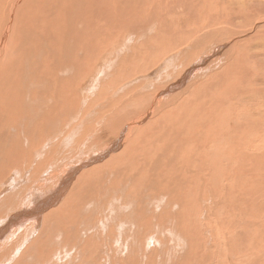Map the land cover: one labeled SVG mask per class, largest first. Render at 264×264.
<instances>
[{"label":"rangeland","instance_id":"rangeland-1","mask_svg":"<svg viewBox=\"0 0 264 264\" xmlns=\"http://www.w3.org/2000/svg\"><path fill=\"white\" fill-rule=\"evenodd\" d=\"M101 1L51 0L48 3L43 0V3L46 2L49 5L44 9L53 11L52 13L49 10L51 11L48 13L49 16L44 14L46 17H44L43 25L47 23L48 25L34 41L22 42L16 46V49L20 46L26 48V55H28L26 62L24 59L17 58L14 42L8 45L9 54L7 60L5 59V66L15 58L16 61L13 63L20 62L23 66L21 72L16 73L20 79L17 82L19 86L11 80L0 83L2 87L0 89V119H3L0 123V190L6 193L5 207L0 209V229L1 221L3 226L7 222L8 208L16 212L9 203V198L15 199V195L9 186H5L7 181L3 179L8 166L14 167L15 171L20 173V176L12 183L23 198L21 202L16 203V208L20 207L22 212L21 222L17 224L19 226L15 225V228L9 231L10 235L0 242V264H227L223 260L221 263L211 259L201 261L199 258L196 259L197 252L204 253L208 249L213 252L218 251L220 238H224L223 232L238 233L249 239H257L260 235H264V211L260 214V220L253 221L250 218L259 215L257 209H253L251 214L244 216L233 207L234 204L242 205L243 203L242 200H235V198L238 199L236 189L249 192L252 189L249 185H253L256 193L255 203L264 209V148H252L251 154L250 150L245 149L244 154L249 152L252 155L256 151L247 163L251 169L257 165L258 170L241 174L236 173L235 167L230 171V161H227L229 160L227 156L212 150L214 142L217 143L218 149H224L229 141V138L227 140L226 138L243 129H245L244 134L238 135L249 138L250 135L256 134L249 130L255 119L261 125L264 122V40L263 43L254 44L255 37L253 41L251 40L252 42L245 41L247 47L250 46L249 50L246 46L242 51L233 49L232 52H227L221 49V54L218 52L216 57L210 58L209 63L206 62L197 70L194 75L195 80L183 86L182 90L166 92L162 101H169L171 104L170 109L173 112L170 121L163 120L158 125L151 122L142 126L133 141L127 139L121 158L112 159L106 166L96 170H91L92 166L79 170L65 186L63 197L53 207L43 212L39 218L30 217L32 198L31 193L27 194V191L39 190L37 186L28 185L31 184V180L34 178L37 181L41 179V183L45 182V191L49 194L43 196H49L59 184L58 182L66 176L70 167L78 166L81 161L89 159L92 152L90 144L94 143L95 147L101 144L100 148L103 150L108 143L115 142L124 125L151 104L156 91L168 85L170 87L165 91L170 90L171 85L177 81L178 75L187 70L184 69L185 66L180 65L184 59V52L190 50L186 48L187 46H180L179 51L172 53L171 56L169 54L157 64L159 66L166 60L164 67L167 69L164 71L168 73V76H163L161 79H158V76L154 77L153 81L151 80L153 86L144 92L146 97L137 96L138 98L121 104V97H118L116 93L117 90L122 89L123 94L130 95L136 84L139 86L150 76H154L141 75L142 78L137 79L136 75L133 77L130 73L136 65L142 68L147 67L142 56L147 52L150 44L157 42L160 33L161 42L168 40L173 44L182 35L177 33L181 31L188 32L185 45H187V39L198 41L197 36L202 35L205 28L199 30L195 25L200 24L202 18L206 21L210 14L206 12L208 9L205 4L208 1L211 4L218 0H193V2L187 0L186 8L182 1L176 3L173 1L167 6L159 7L156 11L151 8L144 9L151 6L154 0H121V7L125 13L123 17L126 20L124 25L128 21L126 26L131 25V32L125 27L119 28L101 21L100 16L107 18L106 9L100 8ZM195 1L196 4H194ZM220 1L224 4V0ZM256 1L264 2V0ZM3 2L6 8L7 2L5 0ZM111 4L107 3L108 6ZM262 5L256 6L257 10L261 7L264 10ZM5 8L1 12L2 16ZM25 9L30 13L34 11L33 5H27ZM23 13L22 10L18 15L19 30L26 24ZM133 18L139 23L133 22ZM31 19L34 20V17ZM75 21L80 23L74 25ZM234 21L239 22L238 17L234 18ZM37 22L41 24L43 19L34 21V23ZM140 23L145 25L142 29L146 27V31L139 28ZM31 25L33 22H30L28 27ZM263 25L262 20L259 27L253 26L247 33H252L251 36L258 35L256 32H264ZM75 28L83 32L79 35L80 42H75L71 38ZM223 36L224 39L227 38L226 35ZM93 39L98 40L96 46L89 45ZM14 40H18L16 34H14ZM61 40L67 42L70 52H67L65 44L62 49H58ZM31 48L40 50L37 58L33 56L35 51L32 52ZM208 51L210 50L206 53ZM145 55L147 57V54ZM222 56L230 58L229 61ZM100 57H108L109 62L106 61L108 69L97 73L95 68L98 70V65L104 64L100 62L102 61ZM173 57L174 66L168 61ZM199 57L194 62L198 61ZM221 61L223 63H220ZM75 64L79 66L75 67ZM82 66H84L83 69ZM11 67L14 66H8V68ZM164 67L157 70L160 72L153 74L162 73L161 70ZM230 71L235 72L232 79L229 75ZM94 74L101 75L96 81L90 82ZM243 74H247L249 80L252 79L246 85L247 90H244L247 92L238 94L235 100L230 99L231 102L229 100V97H232L231 90L227 93L222 85L229 87L228 85L234 79H240ZM106 76L109 77L105 78ZM110 77L114 82L110 80ZM68 79L74 80L72 82L74 90L83 87L85 91L76 96H70L64 85ZM45 80L48 81L45 83ZM210 82L211 85L214 84L211 86ZM29 83L39 87L38 90H40V93H35L32 97H38L40 94L47 96L46 92L50 95L51 100L47 110L34 109L36 106L34 99L27 109V101H23V96L30 91ZM43 83L45 85L50 83L47 85V90L43 89L45 86L41 85ZM233 84L234 88H240V81H234ZM216 87L219 89V95H215ZM185 90L188 91L181 94ZM213 96L219 97L212 98ZM224 98H227L226 102ZM214 102L219 103H215L214 106ZM178 105L183 108L179 109ZM210 106L216 107L215 113L218 112V119L215 124L219 126L226 138L218 137L225 140L223 143H221L223 140L219 139V141L209 140L208 147L213 154H208V150L206 153L200 152V155L207 156V159L215 160L213 155L217 158V164L215 160L213 168L207 169V162L198 163V167L194 168L188 164L199 154V152L192 153L193 145L203 143L205 133L202 123L208 120L205 117V110ZM65 107L70 108V117L63 111ZM115 107H121L117 114ZM221 110L223 114L219 112ZM180 112L183 120L179 117ZM47 115L52 120L45 128L43 123ZM227 115L232 116V120ZM184 116L193 122L188 123ZM176 119L182 120L184 126L178 124ZM168 122L174 124L168 125ZM250 122L253 124L251 125ZM175 126L181 135L175 134L171 129ZM8 129L11 131L10 134L4 132ZM17 131L34 134L48 133L51 136L50 141L56 147L55 149L46 147L43 151L34 149L36 155L41 151V159L37 161L40 172L31 170V173L25 175L27 179L24 178L23 182L21 175L28 172L29 160L26 153L22 154L21 158H15L17 151L13 150V146L22 142L21 138L16 136ZM194 131L196 135L192 134ZM146 133L148 137L152 135V138L148 139ZM144 135L146 139L143 140ZM255 139L259 140V143H264L262 138ZM256 157H262V166L255 159ZM257 159L260 160V158ZM105 162L106 160L98 164ZM213 163L211 166L214 165ZM195 170L197 174L191 173ZM253 172H256V175ZM230 174L235 176L233 186ZM238 176H241L239 178L241 183L236 182ZM29 177H31L30 181ZM222 188H224L223 191ZM222 193L224 195L221 196ZM218 196L227 198L221 201ZM43 198L36 203L41 202ZM14 199L13 203H15ZM63 200L66 201V205L60 209ZM193 203L194 205H188ZM51 210H55V214L47 218L46 214ZM235 237L242 240L238 235ZM235 242L233 241V246L236 245ZM239 257V255L236 256V259L241 264ZM263 258L258 264H264Z\"/></svg>","mask_w":264,"mask_h":264},{"label":"bare ground","instance_id":"bare-ground-1","mask_svg":"<svg viewBox=\"0 0 264 264\" xmlns=\"http://www.w3.org/2000/svg\"><path fill=\"white\" fill-rule=\"evenodd\" d=\"M5 1L7 2L6 8L4 7L5 2H3V0H0V83H4L5 80H11V82H13L14 84L19 86V84L17 82H19L20 79L16 75V73L19 74V71L21 72L23 64H21L20 62L19 63H13L14 61H16V58H15V60L12 59L8 63V65L5 66V63H6L5 59L7 60V56L9 54V52L7 50L8 45L10 43L14 42V50L16 52L17 58L19 60L24 59L26 62V60L28 59V55H26V48L24 46H20L16 49V46L22 42L30 43V42L34 41L37 36H40L42 34L44 28L48 25V23H47V25H43V24H45V18L44 17H46V15L49 16L50 14H48V13H50L52 11L51 9H44V7H47V6L49 7V5L46 2L50 3L51 0H45L46 1L45 3H43V0H5ZM161 1H163L162 5H161ZM173 1H174V3L182 1L185 5V8H186L187 0H154L152 2L151 6L146 7L144 9H150L151 8L152 10L156 11L159 9V7L167 6L168 4H170ZM259 1H261V0H259ZM190 2H193V0H190ZM107 3H112V4H111V6H108ZM196 3L197 2L195 1L194 4H196ZM263 3H264L263 1H261L260 3H257L256 0H246V1L245 0H224V4H223V2L221 3V1L218 0L217 2L209 4V1H208L205 4V7H207L208 10L207 11L204 10V11H206L207 13L209 12L210 14L208 13L209 15H208L206 21L205 20L203 21L204 18H202L201 23L195 25V26H198L199 30L205 28L204 33L200 36H197V38L199 39L198 41H193L192 39H187V43H186L187 45H185L186 33H188L186 31H181V33L177 32L178 35H180V34H182V35L173 44H171V41H168V40L161 42V40H160L161 33H160L158 35L157 42H155L153 45H151V44L149 45L147 52L145 53V54H147V57L145 54L142 56L147 67L142 68V67L136 65L135 69L131 70V73H130V75L133 77L136 75L135 78H137V79L141 75H144V76L154 75V76H152V77L150 76L146 80V82L141 83L139 86L136 84L135 87L133 88V93H131L130 95L128 93L123 94L122 89L117 90L116 93H117L118 97H121V104L122 103L123 104L128 103V102L134 100L135 98H138L137 96H140V98L146 97L144 92L146 89H149L153 86V83H152L153 80L152 79H154V77L156 78L158 76V79H161V78H163V76L164 77L168 76V73L166 71H164L167 69V67H164V63L166 62V60L159 66L157 64H159L161 61H163L165 58H167L169 56V54L171 56L172 53L179 51L180 46H187L186 48L190 49V50L184 52V59H182V62L180 63V65H182L181 67L185 66L184 69H187V70L182 71V73H180L178 75L177 81L171 85L170 90L165 91L166 88L170 87V85H168V87L164 86L161 90L156 91L153 94V101L151 102V104L143 112L138 114L132 120H129L126 123V125H124L123 130L118 134V137H117L115 142L108 143L104 147L103 150H101V148H100L101 144H99V147H98V145H97V147H95L94 143L90 144V146L92 148V152H91V156L89 157V159L81 161V164L78 166L75 165L73 167H70L66 176L63 178L62 181L58 182L59 184L56 185L55 189L50 193L49 196H43V195H48L49 193H47L45 191V182L41 183L40 182L41 179L37 181L36 179L33 178L31 180V184L27 183L28 185H32V187H35V186L39 187V190L33 189L34 191H27V194L31 193L30 197L32 198V201L30 202V205H31L30 217L36 216L39 218L43 212H45V211L49 210L51 207H53L58 202V200H60L63 197V195H64L63 190H64L65 186L69 184V182L73 179V177L78 173L79 170H81L85 167H90V166L93 167L91 170H96V169H99V168L106 166L112 159L121 158L123 155V148L126 144L127 139H129L130 141H133V139L136 138V134H138L139 131L142 129L141 128L142 126L146 125L147 123H151V122H153L155 124L157 123V125H158V123L162 122L163 120H167V121L169 120L170 121V118L172 116L173 111L170 109L171 104L169 101H165V100H164V102L162 101V99L164 97L163 95H165L166 92H172L175 90H182L183 86H185L187 83L195 80L194 75L196 74L197 70L199 68H201L202 66H204L205 63L208 62V60L210 58H212L213 56H215L218 52H220L221 49L226 50L227 52L228 51L232 52L231 50H233V49H240L242 51V49H245L244 46H246L247 50H249L250 46L247 47V45H246L247 43L245 41H249V40L251 41L253 39V37H255L254 44L257 42L263 43L264 32H262V31L260 33L256 32V34H258V35H254V36H251L252 33H247V31L249 29H251L253 26H254V28L259 27V24L261 25L262 20L264 21L263 7H261L259 10H257V7H256L258 5L261 6ZM27 5H33V7H34L33 13L32 12L30 13L29 11H27L25 9L27 7ZM121 5H122L121 0H113V1L112 0H102L100 3V8L106 9L107 18L100 16L101 21L105 24H108V25H115L119 28L125 27V29L127 31L131 32V25L128 24L126 26L128 21L124 25L126 20L123 16L125 13L122 10ZM262 6H264V4ZM255 7H256V9H255ZM4 8H5V13L2 16L1 12H2V10H4ZM22 10L24 12L23 16H24L26 24L22 27L21 30H19V25H18L17 20H18V15ZM49 10H51V11L49 12ZM219 10L221 11L220 13H219ZM173 11H178V10L173 9ZM52 13H53V11H52ZM202 13H203V11H202ZM44 14H46V15L44 16ZM231 15H232V17H231ZM32 17H34V20L31 19ZM236 17H238L239 22L234 21V18H236ZM42 19H43V22L41 24L39 22L34 23L35 20H42ZM132 21L133 22L136 21L137 23H139V21L134 19V18L132 19ZM30 22H33V25L28 27V24ZM50 23H51V19H50ZM78 23H80V22L75 21L74 25H76ZM74 25H73V28H74ZM143 26H145V25L143 23H140L139 28L141 30L146 31V27L144 29H142ZM81 33H83V32L77 31V28H75L74 32L71 34V38L75 42H80L81 37L79 35ZM14 34L17 35L18 40H14ZM174 34H176V33H174ZM223 35H226V37L229 38V40L227 38L224 39ZM260 36H262V37H260ZM64 44L67 46V48H66L67 52L68 51L70 52L71 51V50H69L70 46H68L67 42L64 40H61V42L58 45V49H62ZM97 44H98V40H96V39H93L89 43V45H92V46H96ZM164 44H166V45H164ZM251 44H249V45H251ZM151 46L153 47L152 49H151ZM31 50H32V52L35 51L34 52L35 54L33 53V56L35 58H37L38 52H40V50L37 51L34 48H31ZM207 50H210V51H208V53H206ZM111 52H113V49H111ZM220 54H221V52H220ZM30 56H32V55H30ZM198 56H200L198 61L194 62V60ZM100 58L102 59V61H100V62H102L104 64L101 66V63H100L98 65L99 66L98 70H97V68H95L97 73H102V71L104 69H106V68L108 69V67H106L108 65V64H106L107 63L106 61H108V57H100ZM222 58L226 59L227 57L222 56ZM227 59L229 61L230 58H227ZM233 59H235V58H233ZM216 60H217V58H216ZM168 61L171 64H173L174 63V57L172 58V60L169 58ZM222 61L220 63H223ZM224 63H225V61H224ZM218 64H217V66H218ZM219 65H222V64H219ZM8 66H14L16 69L14 67L8 68ZM74 66L78 67L79 64H75ZM162 66L164 67V69L161 70V71H163L162 73L153 74L154 72H157V73L160 72L157 70L159 68H161ZM173 66H174V64H173ZM83 68H84V66H82V69ZM240 69L243 70L242 67H240ZM105 71L106 70H104L103 72H105ZM126 71L129 72V70H126ZM147 72H149V73H147ZM219 72H221V71H219ZM219 72H218V74H219ZM255 72H257V71H255ZM259 72L260 71H258V73ZM249 73H250V71H249ZM73 75H74V73H73ZM100 75L101 74H94L90 78V82L96 81L97 77H99ZM112 75H113V72H112ZM229 75L232 79L233 76L235 75V72L230 71ZM109 76H106L105 78H107ZM140 78H142V77H140ZM146 78L147 77H145V79ZM220 79H222V78H220ZM110 80L112 82H114L111 79V77H110ZM213 80H214V78H213ZM251 80H249V77L247 76V74H243L240 77V79H234L228 85L229 87L222 85V84L221 85H222V87H224V90H227V93H228V90H231L232 97H229V100L230 99L235 100V97L238 96V94H240L242 92H247L244 90H247L246 85L249 82H251ZM47 81L48 80H45V83ZM149 81H151V83H148ZM234 81H240V88L239 89L234 88V84H233ZM72 82H74V80L68 79L64 83L65 88L67 90V93L70 96H76V94H79V93L85 91V88H83V87H80V89L77 88L76 90H74ZM220 82H221V80H220ZM220 82H219V84H220ZM45 83H43L41 85L44 86ZM48 84H50V83H48ZM48 84H46L43 89L47 90ZM80 84H82V83H80ZM213 84L214 83H212V85ZM216 84H218L217 81H216ZM196 85H198V83ZM210 85H211V82H210ZM213 88L215 89L214 86H213ZM213 88H212V92H213ZM216 88L218 91L214 90L217 92L215 95H217V94L219 95V93H218L219 89H218V87H216ZM0 89H2L1 86H0ZM28 89H30V91L26 92V94L23 96V101H27V109L31 105V102L34 99L36 101V106L34 107V109L47 110L48 103L51 100L50 95L46 92L47 96L40 94L38 97H32V95H34L35 93H40L39 92L40 90H38L39 87H34V86H32L31 83H29ZM199 89H201V88H199ZM209 89H210V87H209ZM72 90H74V91L71 93L70 91H72ZM187 91L188 90H185L181 94H184V92H187ZM203 91H205V90L203 89ZM257 91L261 92V90H257ZM119 93H120V96H119ZM134 93H136V94L134 95ZM221 94L223 95L224 93H221ZM233 94H235V96ZM216 97H219V96H216ZM216 97L213 96L212 98H216ZM220 98H221V96H220ZM54 99L56 100V96H54ZM226 99L224 100V102L227 101ZM242 99H243V97H242ZM215 103H219V102H214L213 103L214 106L216 105ZM214 106H210L208 108L206 107L205 117H207L208 120H206V121L204 120L202 123V128H203V131L205 133L203 136V143H201L199 145H193L194 149L192 150V153L199 152V154L197 156H195L194 159L191 160V163H189V164L187 163V164L191 167L193 166L194 168H196V167H198L197 166L198 163L201 164V163L207 162V169L213 168L215 166V164H217V158L214 157V155L212 156L216 160V162L214 164L213 162L215 160L207 159V156L205 157L202 154H201L202 155L201 156L200 152L203 151L204 153H206L208 150V154H211L212 153L211 151L214 149V150H216V152L218 154L225 155L229 158V160H227V161H230V171H232V169L234 167L236 168L237 174L246 173V172H250V171H257L258 170L257 165L253 166L251 169V166L247 163V160L253 158L254 153H256V151H255L252 155H250L252 153V151H251L252 148H255V149L256 148H264V143L263 142L259 143V140L257 141V139H255L256 137H258V138H262L264 140V122L262 125L259 124L256 121V119L254 121V124L250 122L251 125L252 124L253 125L250 127L249 130L256 133V134L250 135L249 138H247L244 135H238L239 133H243V131L245 129H243V131H241V132L239 131V133L235 132L230 137L226 138L225 135L221 132V129L219 128V126L215 124V121L218 119V112L215 113L217 110L215 109L216 107L214 108ZM121 107H119V108L115 107L116 114ZM177 107L179 109L183 108V106H181V105H178ZM25 111H28V110H25ZM63 111L68 113L69 117H70L71 110L69 107H65V109ZM219 112L221 114L224 113L222 110ZM183 113H186V112L183 111ZM179 114H180V116H179ZM179 114H178V116L181 117L180 119H182L183 117L181 116L182 115L181 112ZM2 115L4 116V113ZM227 116L229 117L230 120H232V116H229V115H227ZM184 118L187 119L188 123L193 122L185 116H184ZM209 118L211 119L210 121H209ZM44 119H45V121L43 123V126H45V128H47V126L49 125V122H51L52 119L49 115L45 116ZM180 119H179V121L177 119L176 120L178 121V124L183 125V123H182L183 119L181 121H180ZM252 119H254V118H252ZM2 120L3 119H0V123ZM193 120H194V118H193ZM168 123H166V124H168ZM170 124H174V123L170 122L168 125H170ZM154 127L156 128L155 125H154ZM169 127H171V126H169ZM171 129L175 132V134L181 135V132L176 128V126L171 128ZM194 130H196L195 127H194ZM226 131H228V130H226ZM4 132H7L8 134L11 133V131L9 129L5 130ZM22 134L24 135L23 137H22ZM192 134L196 135V131H194ZM16 136H19L21 138L22 142H20L19 144L16 143L13 146V150L15 152L17 151L15 158H17V159L21 158L22 154L26 153L28 155V160H29L28 172H24L23 175H21V181L23 182L24 178L27 179V177H25V175H27L28 173H31V170H33L36 173L40 172L39 171V164L37 163V161L41 159V151H43L44 148H46V147H52L53 149H55L56 147H54L53 142L50 141L51 136H49L48 133H46V134H44V133L34 134L31 132L21 133L20 131H17ZM146 136L148 137V133H146ZM146 136L144 135L143 140L146 139ZM218 137H224V138H226V140L229 138L227 145L224 146V149H218L216 147L217 143L214 142V144L212 145L214 147L212 148V150H210V148L208 147L209 146L208 144L210 143L209 140L216 141L219 139ZM150 138H152V135L150 137H148V139H150ZM138 140H140V139H138ZM219 140H223L221 143H223L225 141L224 139H219ZM15 141H17V139H15ZM22 143H24V144H22ZM147 143H149V142L147 141ZM144 145H147V144L144 143ZM92 146H94L95 148ZM249 147H251V148H249ZM34 149L35 150L42 149V150L39 151L38 154L36 155L34 153L35 152ZM245 149L250 150V154L248 152L249 155L244 154ZM42 153H44V152H42ZM250 156H251V158H250ZM203 157H205V158H203ZM257 158H260V160ZM255 159L257 161H259V163L261 165L262 157H256ZM105 160H106V162L104 164H98V163H101L102 161H105ZM256 160H255V162H256ZM212 163L214 164L213 166H211ZM96 164H98V165H96ZM196 171L197 170L191 171V173L193 172V174H197L198 172H196ZM83 173H85V172H83ZM253 173H255V175H256V172H253ZM5 174L6 175L3 176V179L7 181L5 186H9V188L11 189V191L15 195V199L13 198L15 200V203H13V201H12L13 199H10V198H9V203L13 206V208L16 210V212L11 211L8 208V215L9 216H8V219H7L5 226H3L2 221H1L2 228L0 229V242H2L3 239H5L8 235H10L11 232H9V231H11L12 228H15V225H17V224H19V222H21V216H22L21 208L19 207L17 209L16 203L21 202L23 196L19 195L18 191H16L15 184L12 183V181H14V179L16 180L20 176V173H19V171H15L14 167L8 166L5 169ZM230 176H231V179H233L231 181V185L233 186L235 176H233L231 174H230ZM193 177L194 176H192V178ZM240 177L241 176L237 177V179H236L237 183L242 182L239 180ZM247 177H249V176H247ZM30 178L31 177L28 178L29 181H30ZM26 181H24V182L26 183ZM1 186H3V185H1ZM249 186L252 187V189L249 192H244L243 189L242 190L236 189V191H237L236 194L238 195V199L235 198V200H242L243 203H242V205L234 204L233 207H234L235 211L241 213L244 216L251 214L253 209H257L259 211V215L258 216H252L250 218V220L258 221V220H260V214H261V212L264 211V209L262 206L260 207L258 204L255 203L256 202L255 186H253V185H249ZM223 190H224V188H222V191ZM222 195H224V193H222L221 196ZM221 196H218L221 199V201H223L227 198V197L221 198ZM42 197H44L42 199V201L39 203H36ZM5 201H6V193L4 190H0V209H4ZM254 203H255V205H254ZM250 204H252V206H250ZM65 205H66V201L63 200L62 205L59 208L61 209ZM188 205H194V203L188 204ZM243 205L245 206V208ZM54 214H55V210H51L46 214V217L51 218ZM17 226H19V225H17ZM16 231H18V230H16ZM223 234H224V238L223 237L220 238L221 241H220V246H219L218 251L213 252L210 249H208V251L204 252V253L197 252L196 259L199 258V260H201V261H207V259H211V261H217L219 263H221L223 260L227 264H239V262L236 259V256L238 257V255H239L240 257L238 258V260L241 261L240 262L241 264H258V262L262 259V257H264V255H262V254H264V235H260L257 239H249V238H245L241 234H238V233L234 234V233L229 232V231H227L225 233L223 232ZM233 235H235V236L238 235L239 237L242 238V240H240V239L238 240ZM233 241H236L235 246H233V244H234ZM237 241H239V242H237ZM211 243H213V241ZM59 244H61V243H59ZM54 248H56L55 245H54ZM54 257L55 256L53 255V258Z\"/></svg>","mask_w":264,"mask_h":264}]
</instances>
